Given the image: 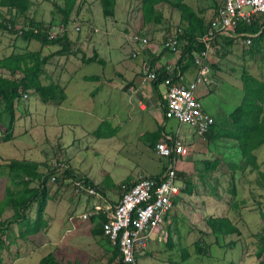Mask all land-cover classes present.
Segmentation results:
<instances>
[{
  "label": "rangeland",
  "instance_id": "obj_1",
  "mask_svg": "<svg viewBox=\"0 0 264 264\" xmlns=\"http://www.w3.org/2000/svg\"><path fill=\"white\" fill-rule=\"evenodd\" d=\"M179 1H184L196 9L204 7V11L212 18L217 6L215 0H168L169 4H167L170 6V3L176 4ZM31 2L32 8L27 14H22L16 9H9L7 6H0V24L14 27V31L0 27V57L15 51L44 49L33 39H23L21 34L15 31L16 28L26 29L30 20L55 22L52 23L53 25L59 23L58 19L54 21L42 19L48 15L47 0H31ZM82 6L83 2L79 1L76 8L78 15ZM161 9L164 12L162 7ZM71 19L75 21L77 16L72 14ZM181 21L177 13L175 16L174 14L171 16L170 13L168 22L153 24L150 21L149 24L154 29L152 36L155 37V34L158 35L161 31L164 33L181 26L183 24ZM90 23L87 24L86 32L90 31L89 28L92 25L97 28V31L92 33L93 36L97 38L102 36L103 30L99 22L94 20ZM79 31L72 32L74 46H69L64 55L51 58L43 66V72L40 75L41 83H46L59 78L63 79L68 72L71 74L66 81L70 83L64 88L66 98L62 106L42 103L32 91H26L21 94L14 107V120L17 121L15 137L4 140L5 127L3 124L0 125V162L26 156L37 160L40 164L39 171L45 175L49 212L55 215L61 210H66L67 215H70V208L74 207L73 214L76 216L74 220L78 222L73 230L61 231L60 234L63 236L61 243L67 241L66 239L76 243L87 240L90 237L87 235V226L92 227L95 223L94 220L91 221L90 216L95 214H91L87 219H81L80 216L77 218V215L90 211L93 203L98 204L95 202L110 205L118 199L123 185L132 182L139 175L156 174L164 162V158L157 156L150 146V140L144 137V133L155 132L161 125V121L167 120L161 118L159 112V116H156L154 112L149 111L150 109L138 108L137 101L141 100L144 103L147 98L135 99L136 93L135 98L130 96L135 90L127 92L128 81L126 79L124 83L120 82L113 72L115 65L108 62L84 64L79 60L81 54L91 55V49L98 41L90 37L84 48L75 46L80 41ZM68 32L71 31L68 29ZM122 38L124 40L123 35ZM108 42L111 45L115 43L112 38ZM259 43L260 45L257 46L252 42L248 46H243L236 42H223L219 44L220 48L210 53L209 66L216 83L206 87L205 90H207L203 95L207 97L208 103L217 104L218 117H220L218 125L226 127V130L230 128V124L226 125L224 119L227 117L228 109L232 110L242 97L241 72L246 71L264 81V39ZM102 49L105 59H109L104 45ZM122 51L127 54L123 49ZM112 53L115 51L112 50ZM128 55L127 57L130 58ZM0 72L6 74V71L0 70ZM81 76H84L83 80ZM85 77L87 79H84ZM50 117L56 118L48 123ZM175 125V121L169 120L164 129L169 131L174 129ZM94 132H97V136ZM198 138L199 143L194 144V147L191 144L192 149L190 145L187 146L188 152L194 151V155H189L187 152L182 156L185 157L183 160L182 157L180 158V165L176 167L174 186L179 187L180 196H190L188 197L190 200L207 198L206 200L217 202L218 208L205 211V216L208 217L214 213L220 214L219 216H228L239 229L240 234L216 237L205 231L207 228L204 217L194 221L190 215H185V211L187 213L191 210L190 203L182 202L178 205L181 210L180 215L170 227L173 231L175 228H180L184 233L183 236L178 237L180 243H174L172 237L169 242L167 240L164 242V235L161 234V241L147 242L146 250L148 249L149 253L146 255L145 250V255H141L138 261L139 264H207L209 258L212 264H230L232 261H237V264H255L253 255L249 253L254 252L258 240L264 235V219L262 218L264 189L261 186L264 185V170L258 169L260 174L250 166L244 167L239 148L227 137L220 136V138L208 140L205 135H202ZM261 148L259 155L264 158V144ZM21 149L27 150L25 155H18ZM212 150H215L217 154ZM207 152L212 154L209 156L212 160L206 159ZM216 155L218 156L215 157ZM186 156H188L187 159ZM216 159L218 162L215 167L206 172L202 161L211 162ZM249 163L251 164L252 161L249 160ZM52 170L57 174L52 173ZM68 170L91 180L90 187L93 188V193L76 194L72 189L73 178L66 175ZM0 175L1 198L4 195L3 186L6 184V187H12V185L5 171H1ZM51 176H54V180H51ZM20 183L37 185V182L30 179L24 180V178ZM202 183H207L204 188L197 187ZM186 184L189 192L185 190ZM35 206L33 203L31 212L34 211ZM161 225L165 226L164 223ZM186 234L192 235L187 237ZM40 240L41 235L37 237L36 242L39 243ZM194 241L209 245V252H211L208 259L196 254ZM231 241L233 245H230ZM180 246L189 252L190 258L180 259L183 251L184 254L186 253L184 249L179 251ZM48 248L50 246L40 247L38 253L43 254ZM186 255L188 256V253ZM81 261L82 259L79 258L77 264Z\"/></svg>",
  "mask_w": 264,
  "mask_h": 264
},
{
  "label": "trees",
  "instance_id": "obj_2",
  "mask_svg": "<svg viewBox=\"0 0 264 264\" xmlns=\"http://www.w3.org/2000/svg\"><path fill=\"white\" fill-rule=\"evenodd\" d=\"M0 1V6L16 9L22 14H27L29 10L28 0ZM3 1L5 2L3 3ZM66 1V8L61 11L62 17L60 20L64 25L68 23L69 13L73 5V0ZM114 1L115 0H99L103 16L107 17L113 15ZM163 3L169 4L168 0H141L139 5L143 20L146 22L154 20V23L160 21L161 14L155 7ZM170 6L179 12V18L183 23L180 26L182 27V32L178 36L176 51L172 53L175 54V65L173 70L166 71L164 67L165 64H156L154 61L148 60L152 65H155L156 78L155 80L148 81L153 91H157L158 86L162 84L164 78L171 76L174 80H178L179 76H182L184 71L190 66H194L193 53L201 48L198 39L206 32L212 20L205 22L202 17L197 15L198 12L182 1L176 4L170 3ZM43 25L42 23H36V21L30 20L27 28L22 29L21 36L25 40H37L40 45L59 43L61 47L56 52L41 54L40 51L24 50L23 52H12L0 58V69L6 71V74L0 73V125L3 124L5 127L6 132L4 140L11 139L15 103L23 92L32 91L40 102L53 103L56 105L60 104L66 97L63 88L57 83L48 82L42 84L40 75L43 72V66L52 55L66 53L68 51L69 42L67 40V30L58 34L53 39H48L46 37V31L42 27ZM0 27L8 29L9 31H14L13 26L6 28L7 26L0 24ZM33 28H37V32H33ZM237 31L251 34L250 40L255 46L260 45L259 42L264 39V28H261L255 23L239 24L237 26ZM221 42L231 43L232 40L228 37H220L218 43ZM160 50L169 52L165 49ZM79 60L84 64L90 62L105 63L95 51L89 57L81 55ZM240 79L243 91L242 98L238 105L235 106L226 118H224L225 124H230V128L226 130V127H219V123L213 120V124L203 135H205L208 140L220 138V136L232 140L240 150L241 157L243 158V166H250L252 169L258 171L257 173H260L256 163L253 162L255 159L253 152L264 142V81L250 75L246 71L241 72ZM159 101L163 119L169 120V118L164 115L165 102L162 97L159 98ZM163 128L161 124L155 132L144 133V137L150 140V146L153 149L158 139L165 133H163ZM168 134L174 136L175 133L168 132ZM94 135L97 136V132H94ZM157 156L164 158L163 170L169 159L168 157H163L158 154ZM248 159L252 161L251 164ZM217 162V159L211 162L203 160L202 166L207 172L210 168L215 167ZM39 168L40 164L38 162L26 159H9L0 163V172L5 171L7 173L9 182L12 185V187L7 186L5 188L4 196L0 199V251L7 247L5 239H8V242L14 239L13 235L9 232V225L11 223L15 222L19 225V232L15 238L22 240H26L29 236L46 227L43 213L48 194L44 183L45 175L39 171ZM52 173H55V175L57 174L56 171ZM66 175L71 176L73 181H82L84 187H90V185H92L91 180L84 178L82 175L75 174L73 171H66ZM158 176L149 177L157 179ZM23 178L24 180L30 179L31 181H35L37 185L21 184L20 181ZM261 186H263L264 189V185L262 184ZM185 190L188 192L190 191L187 184ZM81 192L87 191L82 190ZM33 203H35L36 206L34 209V216L30 219L27 213ZM5 212H9V215L2 218ZM90 218L91 221H95L91 227V234L94 236H103L101 223L106 220L105 215L100 213L95 216H90ZM262 218L264 219V212L262 213ZM204 223L208 232L216 237L240 234L239 229L231 222L228 216H208L205 218ZM230 245H233L232 241ZM194 248L197 255L206 256L209 245L205 242L197 241L194 243ZM117 255V246H113L112 256L116 257ZM185 255L186 253L184 254L183 251L182 257H185ZM253 256L256 260V264H264V235L258 240ZM38 264L62 263L58 262L51 253H48L39 259ZM230 264L234 263L230 262Z\"/></svg>",
  "mask_w": 264,
  "mask_h": 264
},
{
  "label": "crops",
  "instance_id": "obj_3",
  "mask_svg": "<svg viewBox=\"0 0 264 264\" xmlns=\"http://www.w3.org/2000/svg\"><path fill=\"white\" fill-rule=\"evenodd\" d=\"M28 1H29L28 12H30L31 8H32V2H31V0H28ZM47 1L49 4L48 15H46L45 17H42V19H47V20L49 19L51 21H54L57 19L61 20V17H62L61 11L66 8L65 4L67 3V1L66 0H47ZM79 1L83 2V6L79 9L80 13L78 15L76 8H77ZM140 1L141 0H115L114 6H113V15L106 17V16H103V14H102V10H101L99 0H73V5H72L70 13H69L68 23L66 25L68 27L67 28V40L69 42V46L73 47L74 43L72 42V34H73L72 33L73 32L72 31V24H77L79 26V30H80V26H81V31H79L80 32V41L78 43H76L75 46L80 47V48L81 47L84 48L85 44L87 43V40L90 37H92V39H94V40H98L97 44L94 47H92V49H91L92 53L95 51L98 54V56L104 60V62H105L104 64H106L108 62V63L112 64L113 66L114 65L116 66L113 69V72L118 76V78L120 79V82L124 83V81L127 79L128 84L126 86L127 87L131 86L135 90V92L130 95L131 97L135 98L134 95L136 93L135 99H138L139 97L147 98L144 103L141 100H138V101L136 100L137 106L140 110H144L145 108L150 109L149 111L154 112L156 116H159V113H160L161 118H163L162 117V110H161V107L159 105V102H160L159 98L162 97V94L164 91V86L162 84H160L157 88V91H153L150 83L147 81H143L139 77V66H140L142 59L147 60V61L148 60L154 61L156 64H167V63L174 64L175 63V54L162 51L158 47V45H159V43L163 37V31H161V33L158 35L155 34V37L152 36L154 29L151 28L152 26H150V24H149V23H151L150 21L146 22L143 20L142 15H141L140 5H139ZM215 1H216V4L218 5L222 0H215ZM182 2H184V1H182ZM184 3H186V2H184ZM134 4L138 5L139 8L136 7L135 9H133V6H135ZM187 5H189V4H187ZM161 7L164 9V12H162ZM155 8L158 12H161L160 13L161 19L157 23H154L155 21L153 20L152 21L153 24H159L160 22H168L169 17H170V13H171V16H172V14H174V16H175V14L177 13V15L179 17V12L175 8L169 6L167 3H163L162 5L158 4V5H156ZM193 9L196 12H198L197 15L202 17L205 22L211 20L210 19V18H212L211 15L204 11V7L203 8H197V9L193 8ZM130 10L134 11L132 16L129 15ZM175 11H176V13H175ZM72 14L77 16V19L75 21H73V19H71ZM94 20H95V22H99V24L101 25V28L103 30V34H102V36H99V38H97L96 36H93V34H92L93 31L91 30V28H96V27H93L92 25H90L91 26V28H89L90 31L86 32V29L88 27L87 24H91L90 22H94ZM36 23L52 24L55 22L36 21ZM56 23H58V22H56ZM58 24H63V23H61L59 21ZM128 25L133 27L139 34L149 37L150 42H151V46H152L151 49L146 48L145 50H143L142 54L138 55L136 58L127 57V55L129 54V49H130V46L128 44L127 37H126ZM68 29L71 32H68ZM122 35L124 37V40L122 38ZM110 38H112V40L114 39V42H115L114 45H111V43L108 42ZM35 41H37V40H35ZM101 42H103V43L101 46H99V44ZM233 42L235 43V41H232V43ZM236 43H238V42H236ZM218 44H220V43H218ZM221 44H222V42H221ZM103 45L106 48V52H108L107 57H109V59H107V60L105 59V57L103 55L104 53L102 54V52H103L102 46ZM41 46L44 47V49L42 51H40L41 54H50V53L56 52L61 47V45H59V43L51 44V45L50 44L49 45H41ZM69 46H68V48H69ZM219 48H220V46H219ZM122 49L127 54H124ZM112 50H114L115 53H112ZM92 53H91V55H92ZM110 53H111V55H110ZM8 54H10V53H8ZM8 54H6V55H8ZM64 54L65 53L52 55L50 57V59L53 57H56V56H62ZM81 55H83V54H81ZM91 55L85 54L84 57H89ZM210 59H211V56L209 57V62H210ZM48 61H47V63H48ZM78 68H77V70H78ZM0 70H2V69H0ZM210 70H211V68H210ZM0 73H2V72H0ZM76 74H77V71L75 73V76H76ZM194 74H195V67L190 66L186 71H184V73L181 77L184 78L185 80H190L194 76ZM70 76H71V74H69V72H68L63 79L59 78L58 80L52 81V82L57 83L64 90L65 85H68L70 83V81L66 82L67 79L70 78ZM84 76H86V75H84ZM84 76H81L80 78L82 79V77H84ZM211 76H212L214 82L216 83L215 77L213 76L212 72H211ZM84 79H87V77H85ZM96 81H98V80H96ZM48 82H50V81H48ZM48 82H46V83H48ZM46 83H42V84H46ZM127 87H126V89H127ZM161 87H163V88H161ZM240 89L242 91L241 79H240ZM206 90L204 87H199L196 90L197 99L200 103L202 110L205 113L209 114L213 118V120H215L217 123H219L218 118H220V117H218V115H219L218 114V106L216 103L211 104V103L207 102V97L206 96L204 97V95H203ZM152 91H153V93H152ZM127 92L130 93L128 90H127ZM65 95H66V93H65ZM154 95H155V97H154ZM242 95H243V93H242ZM62 102L60 104H58V106H62ZM237 105H235V106H237ZM232 110L228 109L227 116ZM53 118H56V117H50L48 120V123ZM169 120H173V119H169ZM169 120H167V121H169ZM167 121H163V122L161 121V124L163 127L165 126ZM173 121H175V120H173ZM16 122L17 121L14 120L11 137H15V129L17 126ZM175 123H176V125L174 126V129L166 131L163 128V133L165 132L166 134H168V132H171V133L176 132L177 136H179L181 138L182 142H184V144L188 147L190 145L191 149L194 147V144L196 145L199 143L198 135H196L195 132L190 127H188L187 125H184V124H177L176 121H175ZM191 144H193V147ZM263 144H264V142L253 152L255 155V163L258 166V169H260V170H264V168H263L264 167V158H262L259 155V149L260 150L262 149L261 146ZM23 146L25 147V145H23ZM26 151L27 150L21 149V150H19L18 155H22V154L25 155ZM212 152L217 154V152L215 150H212ZM194 153H195L194 151L188 152L189 155H194ZM210 155L212 156V154L210 152H207L206 159L212 160V159H209ZM217 156L218 155H216L215 157H217ZM183 158H185V157H182L181 159L183 160ZM187 158H188V156H186V159ZM210 158H213V157H210ZM11 159H13V158H11ZM19 159H26V160H32V161L37 162V160H35L31 157H27V156L26 157H20ZM4 161H7V160H4ZM184 162H186V161H184ZM163 164H164V162H162L160 169L156 174H145L143 176H147V177L158 176L162 171ZM178 165H180V163ZM139 176H141V175H139ZM139 176H137V177H139ZM0 177H1V175H0ZM134 180H132V182ZM206 184L207 183H202V184H199V186H197V187L204 188L206 186ZM3 187L5 190L6 184ZM179 193H180V191H179ZM179 193L175 194L172 197V206H171L169 212L163 218V223L165 224L164 227L162 226L163 230H164V242L166 240H167V242H169L171 237H172L174 243H180L178 237L180 235L183 236L184 233L181 232L180 228H178V229L175 228L173 231V229H170V227L172 226V224H174L173 222H175L178 215H180L181 210L178 207V205H181L182 202L189 201V203H190L189 206H190L191 210H190V212H187V213L185 211L184 214L190 215L191 219L194 218V221H198L203 217L205 219L206 218L205 211H212L213 209H217L219 206V205L218 206L216 205L217 202L214 203L212 201L206 200L207 198L205 200L202 198H192L190 200V198H188L190 196H187V197L186 196L185 197L180 196L181 194H179ZM0 199H2V197ZM116 201H117V199H115L114 202H112L110 205H106V204L101 205V204H99V202H95L98 204L93 203L92 207L90 209L92 210L95 206L98 209H97V211L92 212V214L97 215V214L102 213L106 217V215L109 214V212L111 211L112 205H114ZM31 206H30V212L28 213V217L30 219H32L34 216V211L31 212ZM48 207H49V197L47 198L46 205L44 208V213H43V218L46 221V227H44L40 231L34 233L33 235L29 236L26 240L15 238V237H17L18 232H19V225L17 223L13 222L9 225V232H10V234L13 235L14 239H12L10 242H8V239H5L7 247L4 248L2 251H0V264H38L39 259L48 253H51L55 257V259L62 264H77V260L79 258L82 259L80 264H114L115 256H112L113 245L111 243H109V241L106 240L101 235H95V236L92 235L91 234V225L87 226V232H88L87 235L90 236L87 240H84L82 242L80 241V242L76 243L75 241H72L71 239H66L67 241H65L64 243H61L60 241H61V238L63 237L60 234L61 231L63 230V232H65L68 230H73L74 226H76V224L78 222V220H74V218L76 217L73 214L74 207L70 206L71 207L70 208L71 212L69 213L70 215H67L68 213L65 212L66 210H61L60 212H58L57 214L54 215L51 212H49ZM87 212H89V211H87ZM83 213H86V212H83ZM83 213L78 214L77 218L79 216H81ZM6 215H9V212H5V214L2 216V218L6 217ZM219 215L220 214L214 213V214H210L209 216H219ZM205 231L208 232V230H205ZM40 235H41V240L39 241V243H37L36 239ZM191 235H187V237H189ZM154 240L155 239H150V240H148V242L154 241ZM155 241H157V240H155ZM48 246H50V248H48L45 251L46 254L43 253L44 254L43 255L41 253L40 254L38 253L40 247L44 248V247H48ZM182 249H184V248L180 246L179 251H181ZM209 249H210V247H209ZM184 250L186 251V254L188 253V256L187 255L185 257L181 256L180 259H184V258H188V257L190 258L191 256H190L189 252L186 249H184ZM210 252L208 250L207 255L204 257H206V258L210 257ZM148 253H149V250L147 249L145 254L147 255ZM249 254L253 255L252 251ZM140 257H141V255L139 256L138 261H139ZM253 259L255 260V258H253ZM221 260H224V258H221ZM232 262L234 264H237L236 263L237 261L236 262L232 261ZM207 264H212L210 261V258H209V262H207ZM255 264H256V260H255Z\"/></svg>",
  "mask_w": 264,
  "mask_h": 264
},
{
  "label": "built area",
  "instance_id": "obj_4",
  "mask_svg": "<svg viewBox=\"0 0 264 264\" xmlns=\"http://www.w3.org/2000/svg\"><path fill=\"white\" fill-rule=\"evenodd\" d=\"M134 5L133 9L139 8L138 5ZM133 12L130 10L129 15L132 16ZM250 23L264 28V0H222L217 5L206 32L198 39L201 48L193 53L194 76L190 80H185L181 76L174 80L168 76L162 82L165 117L175 120L177 124L187 125L198 136L208 131L213 124V118L202 110L196 90L215 84L209 66L210 53L219 48L220 37H228L243 46H248L252 35L238 32L237 26ZM42 27L48 39H53L67 30L64 24ZM91 30L96 32L97 28ZM15 31L18 34L22 33L21 28H16ZM72 31H79V26L73 25ZM33 32H37V28H33ZM181 32L180 26L165 31L158 47L171 53L175 52ZM126 37L131 58L141 55L146 48H152L150 38L139 34L129 25ZM164 67L166 71H171L174 64L167 63ZM139 77L147 82L155 80V65L142 59ZM127 90L132 92L134 88L129 86ZM154 149L158 155L169 159L157 179L141 175L133 182L123 185L119 198L106 215V220L101 223L102 235L118 249L114 264H139L138 258L144 254L148 240L155 239L159 242L162 240L160 235H164L161 225L163 218L172 206V197L179 191V187L174 186L177 163L180 157L187 154L188 148L175 132L174 136L162 134ZM50 178L54 180V176ZM72 185L76 194L82 190L89 194L93 193V188L84 187L80 180H74ZM97 209L95 206L89 212L83 213L81 219H86Z\"/></svg>",
  "mask_w": 264,
  "mask_h": 264
}]
</instances>
